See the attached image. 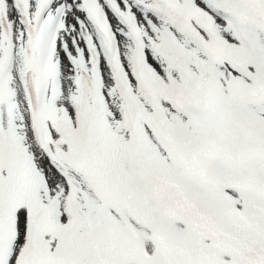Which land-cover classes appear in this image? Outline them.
<instances>
[{
	"label": "snow or ice",
	"instance_id": "snow-or-ice-1",
	"mask_svg": "<svg viewBox=\"0 0 264 264\" xmlns=\"http://www.w3.org/2000/svg\"><path fill=\"white\" fill-rule=\"evenodd\" d=\"M0 264H264V0H0Z\"/></svg>",
	"mask_w": 264,
	"mask_h": 264
}]
</instances>
